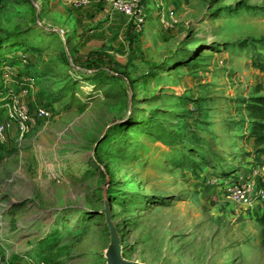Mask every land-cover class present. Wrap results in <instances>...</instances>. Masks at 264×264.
<instances>
[{
  "label": "rangeland",
  "instance_id": "374dc122",
  "mask_svg": "<svg viewBox=\"0 0 264 264\" xmlns=\"http://www.w3.org/2000/svg\"><path fill=\"white\" fill-rule=\"evenodd\" d=\"M90 1L0 0V52L27 46L14 74L51 109L0 146V264H107L108 227L136 264H264V200L230 202L215 176L244 145L222 133L264 96V0H141L139 34ZM98 49L115 75L81 70Z\"/></svg>",
  "mask_w": 264,
  "mask_h": 264
},
{
  "label": "built area",
  "instance_id": "2783aa9c",
  "mask_svg": "<svg viewBox=\"0 0 264 264\" xmlns=\"http://www.w3.org/2000/svg\"><path fill=\"white\" fill-rule=\"evenodd\" d=\"M75 6H87L90 0H74ZM102 6L110 14L122 16L130 23L134 33L142 32L145 15L141 0H102ZM164 28H171L177 21L173 16H161ZM26 63L25 56H21ZM0 83V146L5 145L14 134L19 137L28 134L36 121L49 119L51 109L40 105L34 109L26 102V98L34 88L32 76L17 77L12 65L4 64L1 70ZM16 76V77H15ZM226 198L233 203L252 208L256 202L264 200V189H259L255 179H239L233 176L219 181Z\"/></svg>",
  "mask_w": 264,
  "mask_h": 264
},
{
  "label": "trees",
  "instance_id": "16d2710c",
  "mask_svg": "<svg viewBox=\"0 0 264 264\" xmlns=\"http://www.w3.org/2000/svg\"><path fill=\"white\" fill-rule=\"evenodd\" d=\"M130 37V42H132L133 36L131 34ZM12 50H16V53L20 50L25 51L26 54L29 53L27 46L21 43L12 45L9 51L12 52ZM26 54H23L21 56H25L26 65L29 66L28 60L30 58ZM13 55L14 54H8V52H0V63L5 64V62L9 61L11 65H14L16 61L13 59H18L19 57L14 56L13 58ZM82 63L83 67L81 68V70L90 71L93 72V74H103V71H105L107 73L115 75L114 67L117 66V63L114 61L113 57L109 55V52L104 49L87 52L82 60ZM259 70L263 71L264 68L259 67ZM47 103L48 102L44 101L40 104L49 106V104ZM245 107L248 115L247 123H249V133L247 135V138H252L255 140V152L264 156V96L250 98V100L246 102ZM245 122L246 120L243 119L240 121H233L231 123L232 125H243ZM223 171L224 169H218V171L215 172V176L220 180H224L230 177V174L228 175L227 171Z\"/></svg>",
  "mask_w": 264,
  "mask_h": 264
},
{
  "label": "crops",
  "instance_id": "0c3cea01",
  "mask_svg": "<svg viewBox=\"0 0 264 264\" xmlns=\"http://www.w3.org/2000/svg\"><path fill=\"white\" fill-rule=\"evenodd\" d=\"M106 15L108 16V23H107V27H109L108 29H110V30H114V29L115 30H119V32L120 31H124V32L128 31V28H126V24L125 25H120L117 22V16L118 15L110 14V13H107ZM7 62H9V61H7ZM7 62H5V64ZM21 63H23V62L22 61H18V63L15 62V64L17 66L12 65L14 73H18L19 71H21L20 68L23 67V64L20 65ZM18 64H19V66H18ZM25 73H27V72H25ZM24 75H26V74H23V76ZM26 102L31 107H33L32 104H34V103H33L32 99H31V95L27 96ZM245 120H246V122L243 125H234L233 128L229 127L227 129V131H224L222 133L221 138H219V139H224V141H226L229 138L228 141L232 140L233 141L232 143H235L236 140H241L244 143V145L239 146L238 150L240 152L238 153L237 157H235V161H232V163L230 162L229 163L230 167H228L229 170L232 173L230 176H233V177L239 178V179L252 178L253 175H254L253 174L254 170L256 168L255 164L264 162V157H262L261 155L256 154V153L254 154L256 143H255L254 139L247 138V135L249 133V123H247L248 122L247 119H245ZM231 122H233V121H231ZM217 126L219 127V124ZM221 129H225V128L222 126ZM261 159H263V160L261 161ZM257 167L259 169L262 168L261 165H258ZM225 170L229 171L228 169H225ZM219 181H222V180L219 179ZM32 264H34V263H32Z\"/></svg>",
  "mask_w": 264,
  "mask_h": 264
},
{
  "label": "water",
  "instance_id": "95a60500",
  "mask_svg": "<svg viewBox=\"0 0 264 264\" xmlns=\"http://www.w3.org/2000/svg\"><path fill=\"white\" fill-rule=\"evenodd\" d=\"M109 245L105 253L107 264H136L121 258L120 247L114 233L108 227Z\"/></svg>",
  "mask_w": 264,
  "mask_h": 264
}]
</instances>
